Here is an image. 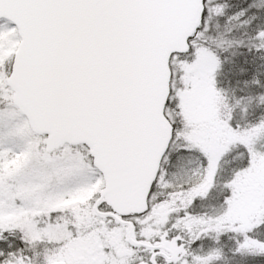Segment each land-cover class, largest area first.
I'll list each match as a JSON object with an SVG mask.
<instances>
[{
	"label": "snow or ice",
	"instance_id": "6c2138e0",
	"mask_svg": "<svg viewBox=\"0 0 264 264\" xmlns=\"http://www.w3.org/2000/svg\"><path fill=\"white\" fill-rule=\"evenodd\" d=\"M0 264H264V0H0Z\"/></svg>",
	"mask_w": 264,
	"mask_h": 264
}]
</instances>
